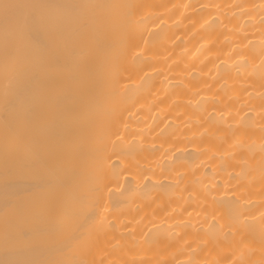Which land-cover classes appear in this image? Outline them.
<instances>
[{
    "label": "bare ground",
    "instance_id": "bare-ground-1",
    "mask_svg": "<svg viewBox=\"0 0 264 264\" xmlns=\"http://www.w3.org/2000/svg\"><path fill=\"white\" fill-rule=\"evenodd\" d=\"M12 2L0 264H264V0Z\"/></svg>",
    "mask_w": 264,
    "mask_h": 264
},
{
    "label": "snow or ice",
    "instance_id": "snow-or-ice-1",
    "mask_svg": "<svg viewBox=\"0 0 264 264\" xmlns=\"http://www.w3.org/2000/svg\"><path fill=\"white\" fill-rule=\"evenodd\" d=\"M23 7H35V6L15 4L12 2V0H0V13H3L6 19H13L14 10L20 9ZM66 7L75 11L81 7H86V6L85 5H67ZM17 24H19L18 21H17ZM117 138L118 139L120 138L118 134H117ZM70 239H74V237Z\"/></svg>",
    "mask_w": 264,
    "mask_h": 264
}]
</instances>
